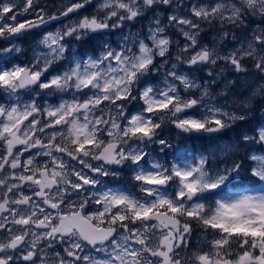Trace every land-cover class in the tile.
I'll use <instances>...</instances> for the list:
<instances>
[{
    "label": "snow or ice",
    "instance_id": "1",
    "mask_svg": "<svg viewBox=\"0 0 264 264\" xmlns=\"http://www.w3.org/2000/svg\"><path fill=\"white\" fill-rule=\"evenodd\" d=\"M257 98L264 0H0V264H264Z\"/></svg>",
    "mask_w": 264,
    "mask_h": 264
},
{
    "label": "rangeland",
    "instance_id": "2",
    "mask_svg": "<svg viewBox=\"0 0 264 264\" xmlns=\"http://www.w3.org/2000/svg\"><path fill=\"white\" fill-rule=\"evenodd\" d=\"M46 2L49 3V4H53V3H59L60 0H46ZM139 26H140V24L138 23L137 24V27H139ZM29 43H31V41H26L24 43V49H25V52L28 55H30V51H28V49H29ZM26 44H28L27 47H25ZM19 59L20 60H25L26 59V55H20L19 56ZM228 78L229 79H232V77H230V76ZM219 90L220 89H217V91H219ZM242 99H244V96L243 95H238L237 96V101L242 100ZM256 116L261 117V118H264V99L257 98L256 100H254L252 102V107H251V110H250V112L248 114V120H250L251 118H255ZM165 134L171 135L173 137L176 135L175 130H167V129L165 130ZM231 134L232 135H235L234 132L231 133ZM123 175L124 174H122V176ZM122 184H124V183H122Z\"/></svg>",
    "mask_w": 264,
    "mask_h": 264
},
{
    "label": "trees",
    "instance_id": "3",
    "mask_svg": "<svg viewBox=\"0 0 264 264\" xmlns=\"http://www.w3.org/2000/svg\"><path fill=\"white\" fill-rule=\"evenodd\" d=\"M28 44L25 45L27 47ZM264 122V118L256 116L255 118H251L246 123H242L240 126L244 129H250L253 126L258 125L259 123ZM189 144H195L196 146H199L200 141H188Z\"/></svg>",
    "mask_w": 264,
    "mask_h": 264
},
{
    "label": "flooded vegetation",
    "instance_id": "4",
    "mask_svg": "<svg viewBox=\"0 0 264 264\" xmlns=\"http://www.w3.org/2000/svg\"><path fill=\"white\" fill-rule=\"evenodd\" d=\"M121 184L124 183V185L131 187L129 175L127 173H124L123 176H121L120 181Z\"/></svg>",
    "mask_w": 264,
    "mask_h": 264
}]
</instances>
